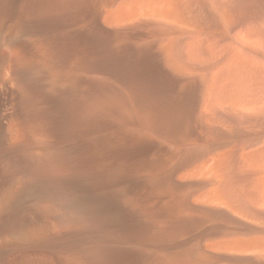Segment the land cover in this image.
Wrapping results in <instances>:
<instances>
[{
	"label": "bare ground",
	"instance_id": "6f19581e",
	"mask_svg": "<svg viewBox=\"0 0 264 264\" xmlns=\"http://www.w3.org/2000/svg\"><path fill=\"white\" fill-rule=\"evenodd\" d=\"M229 3L0 0V264H264V83L208 39L236 42L232 4L264 18ZM149 49L186 77L212 61L195 136L123 86Z\"/></svg>",
	"mask_w": 264,
	"mask_h": 264
},
{
	"label": "rangeland",
	"instance_id": "374dc122",
	"mask_svg": "<svg viewBox=\"0 0 264 264\" xmlns=\"http://www.w3.org/2000/svg\"><path fill=\"white\" fill-rule=\"evenodd\" d=\"M226 1L229 3L230 1H233V0H226ZM263 4H264V0H258L257 10L259 9L260 11L259 10L258 11L256 10V11L258 13H261V18H264V5ZM231 7H232L231 15L233 16L232 19L236 20L239 18L238 20H242L241 17H243V20L245 22L244 23L243 21L242 22L240 21L241 23L239 22L236 25V28L233 30L232 34L234 35V37L236 36V34L234 33L237 32V36H236L237 38L235 37L236 42L235 40H234V43H233V40L232 42H230V39L232 38L230 39L227 38L229 40H226V41L223 39L221 42V39H220L221 36L219 33H216L217 35H214V36L212 35L213 37L212 36L208 37V35L206 34L205 38H203V41L208 42L206 36L211 42L212 41L214 42L216 39H219L220 40L219 44H228L227 48H230L226 50L228 51V53L229 51H232L231 49L232 47H234L233 46L234 44L239 45L240 43L239 47L242 48L244 52L246 51V53H244V55L246 56L245 57L243 56V58L245 59L247 63L246 65L251 67L254 73L256 72V75L254 74V76L256 78L257 77L260 78V80L258 78L257 79L263 84L264 83V24H263L264 21L261 23V25H260V22L262 20H260L259 24L257 22L255 28H253L252 25H251V28L250 27L246 28V26H249L248 24L250 23L248 22L249 18L247 19V17L248 15L251 14V12L250 14L248 13L250 10L252 11V9L250 8L249 10L248 7L244 8V6H243L244 9L242 7L239 8L235 4H232ZM235 9H238V11H235ZM210 20L212 19L209 18L208 21ZM246 21L248 24L246 23ZM212 24H215V22L214 23L212 22ZM257 26L258 28L261 27L259 29L260 31L259 30L257 31L256 29ZM240 32L242 33L241 37L239 34ZM242 43L244 44L243 47L241 45ZM149 50L146 55V58L143 61L139 58H133L134 61L133 59H130V63L128 62L126 63L125 61H122L120 69H119V73H120L123 86L125 87V89H127L128 92H131V94L132 93H135V94L142 93L144 97H146L145 99H146V104H147L148 112H149V115H148L149 120L150 122L153 121L154 123L160 122L162 124L160 125L163 126V129L161 131L164 130L165 133L166 132L170 134L173 133L177 135V137L179 135L184 136V137L195 136L198 131V126L200 125L199 121L201 120L200 115H199L201 111L200 113L198 112L201 109V104H200L201 98L199 96V92H200L199 89L202 88L201 81L206 77L205 73L206 75H208V72H205V71H208L207 68L211 64L212 61L209 62L210 63L209 65L208 63H205L204 61L203 63L208 65L207 67H205V65L203 64L202 66L205 68H202V66H200L202 63L199 61L200 63H196L198 68L200 67L201 69L200 71H198L199 69L196 70L199 72V75L196 72V74H193L190 76L188 75L189 77H186V75L185 76L183 75L184 77H186V78H183L182 74L178 75L176 72L174 73V71L163 67L161 65L162 63L160 59L158 58V55L155 54L151 49ZM252 51L253 53H251ZM253 67H255V70H253L254 69ZM202 74H204V76H202ZM220 76L221 75H219V77ZM200 77L202 78L204 77V78L201 79ZM184 79L185 80L187 79L188 81L187 80L185 81ZM198 119L199 121L197 122ZM155 121H158V122H155ZM165 126L167 127L165 128Z\"/></svg>",
	"mask_w": 264,
	"mask_h": 264
}]
</instances>
